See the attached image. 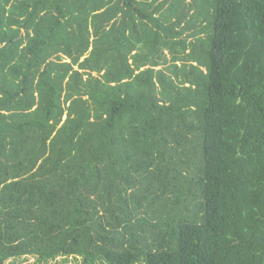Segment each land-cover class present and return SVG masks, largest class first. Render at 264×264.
I'll return each mask as SVG.
<instances>
[{
    "label": "trees",
    "instance_id": "trees-1",
    "mask_svg": "<svg viewBox=\"0 0 264 264\" xmlns=\"http://www.w3.org/2000/svg\"><path fill=\"white\" fill-rule=\"evenodd\" d=\"M264 264V0H0V264Z\"/></svg>",
    "mask_w": 264,
    "mask_h": 264
},
{
    "label": "rangeland",
    "instance_id": "rangeland-1",
    "mask_svg": "<svg viewBox=\"0 0 264 264\" xmlns=\"http://www.w3.org/2000/svg\"><path fill=\"white\" fill-rule=\"evenodd\" d=\"M6 264H12L11 261H8ZM15 264H37L36 258L29 257L23 258L21 261H17ZM49 264H79L78 261L73 259L72 257L65 259V258H58L55 261L50 262Z\"/></svg>",
    "mask_w": 264,
    "mask_h": 264
}]
</instances>
